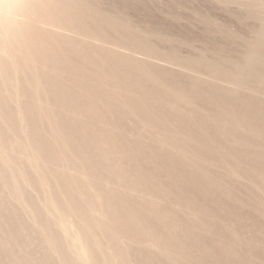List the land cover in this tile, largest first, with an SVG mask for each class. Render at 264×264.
I'll use <instances>...</instances> for the list:
<instances>
[{"label":"bare ground","instance_id":"6f19581e","mask_svg":"<svg viewBox=\"0 0 264 264\" xmlns=\"http://www.w3.org/2000/svg\"><path fill=\"white\" fill-rule=\"evenodd\" d=\"M128 1L0 0V264H264V0Z\"/></svg>","mask_w":264,"mask_h":264},{"label":"rangeland","instance_id":"374dc122","mask_svg":"<svg viewBox=\"0 0 264 264\" xmlns=\"http://www.w3.org/2000/svg\"><path fill=\"white\" fill-rule=\"evenodd\" d=\"M128 2L126 3L128 7L131 5L128 9L129 12H133L131 14L138 17L136 18L134 15L135 19L144 20L145 17L147 20L154 21L159 26L161 25L163 29L167 28L168 32H176L189 38V40L191 39L190 41H192V38L193 40L194 38L204 39V41L209 40V45L216 46L217 44V46H220L224 43L225 38L220 32L211 29L208 24L199 23L194 16L196 11L210 15L211 18L217 19L226 28L240 32L244 36L250 35L257 24L256 19L248 18L246 12L236 3L229 4L227 2L225 5L217 0H129ZM194 43L200 46L204 44L198 41ZM225 45V47L233 48L230 43Z\"/></svg>","mask_w":264,"mask_h":264}]
</instances>
